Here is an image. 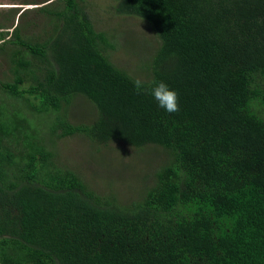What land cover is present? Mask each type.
Segmentation results:
<instances>
[{"label":"trees","instance_id":"16d2710c","mask_svg":"<svg viewBox=\"0 0 264 264\" xmlns=\"http://www.w3.org/2000/svg\"><path fill=\"white\" fill-rule=\"evenodd\" d=\"M114 10L159 42L133 74L112 58L121 33L97 29L88 0L40 8L41 32L17 27L0 49L11 76L0 82V264H264V0ZM160 81L179 112L157 106ZM77 97L93 119L73 125ZM75 135L168 157L125 203L62 164L58 143Z\"/></svg>","mask_w":264,"mask_h":264},{"label":"rangeland","instance_id":"374dc122","mask_svg":"<svg viewBox=\"0 0 264 264\" xmlns=\"http://www.w3.org/2000/svg\"><path fill=\"white\" fill-rule=\"evenodd\" d=\"M56 1L38 0L35 7L32 6V9L23 13L19 20L22 36L41 32L45 27V19L42 17L41 20L38 10L44 6L52 7ZM116 2L117 0H88L90 12L95 14L94 23L97 29L112 33L113 38L115 33H121L118 50L112 53V58L120 68L133 74L138 64L140 66L147 64L149 57L157 49L154 41L158 40L142 20L116 15L114 10ZM17 14L18 12H11L6 15L8 25L14 22ZM31 20L41 25L38 27L27 24ZM7 59L8 55L0 54V82L11 80L7 71ZM144 76V73H140L141 80L145 79ZM89 110H91L89 102L83 97H77L68 108V119L73 125L90 122L93 117L90 116ZM57 148L63 165L76 170L98 193L114 192L125 203L133 199L138 200L142 196L150 174L168 157L159 147L147 146L144 150H137L120 142L108 146L96 145L80 135L62 138Z\"/></svg>","mask_w":264,"mask_h":264},{"label":"crops","instance_id":"0c3cea01","mask_svg":"<svg viewBox=\"0 0 264 264\" xmlns=\"http://www.w3.org/2000/svg\"><path fill=\"white\" fill-rule=\"evenodd\" d=\"M37 3H38V0H0V49H2L1 47L4 45L5 42L12 39L14 30L17 27L21 28V26L19 25L20 24L19 20H20V17L23 15V13L27 10L32 9L31 8L32 6L35 7L36 6L35 4ZM15 9L16 10L23 9V11H19V10L16 11ZM11 12H15V13L18 12V14L16 18L14 19V22L8 25L6 21V15ZM29 23L30 21L27 22V24ZM22 38L26 39L27 36L22 37ZM0 54H3V53L1 52Z\"/></svg>","mask_w":264,"mask_h":264},{"label":"clouds","instance_id":"9594fccd","mask_svg":"<svg viewBox=\"0 0 264 264\" xmlns=\"http://www.w3.org/2000/svg\"><path fill=\"white\" fill-rule=\"evenodd\" d=\"M135 88L143 90L144 82L137 78L133 81ZM150 94L157 103V106L169 114L177 113L180 110L179 95L166 82L160 81L150 89Z\"/></svg>","mask_w":264,"mask_h":264}]
</instances>
